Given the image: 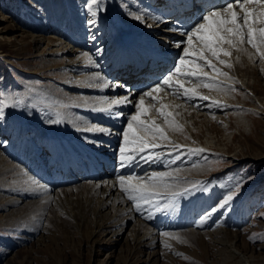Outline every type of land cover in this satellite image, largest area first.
Wrapping results in <instances>:
<instances>
[{
	"label": "rangeland",
	"instance_id": "rangeland-1",
	"mask_svg": "<svg viewBox=\"0 0 264 264\" xmlns=\"http://www.w3.org/2000/svg\"><path fill=\"white\" fill-rule=\"evenodd\" d=\"M38 1L42 4L40 2L39 4ZM75 1L80 4L77 5ZM99 1H104L99 8L106 6L113 10V13L107 14L106 19L103 17L94 19L96 15L94 17L83 15L85 10H89V0H0V150L5 154H11L16 159L14 163H19L22 166L21 170H24V176H27L26 178L17 176L14 171L7 177L4 172L0 176V187L7 190L16 188V196L0 191V264H226L223 261H228L227 264H234L235 261L242 258L238 249L243 250L244 254L253 253L256 256V262L264 264V261L260 262L261 259L264 260V58L257 55L256 49L247 43L237 44L234 47L235 57L238 56V59L244 62L246 67H250L253 72L248 73L242 68L243 72L238 73L241 77L237 76L235 83L233 80V85H236L235 92L219 91L227 96L224 104L217 103L211 106L210 102L206 104V109L203 111L193 106L194 112H189L192 106L190 104L184 105L180 110L181 120H178L180 134L169 135V137L172 140L178 138L185 145L189 144L190 148L199 144L206 146L207 149L203 154L191 153V157L186 156L184 160L181 157L172 159L170 165L172 168L170 167L169 171L174 170L176 173L184 174L183 170L191 167L192 170L197 171L198 177H194L197 178V181L187 178L173 180L172 184L176 183L173 191L189 190L187 194L176 198L177 207L175 210L179 208L183 212L181 210H169V213L157 212L151 209L160 219L156 223L161 227L157 233L160 240H157L158 245L155 248L147 251L135 247L137 242L132 237L134 232H137L138 237L144 233H149L147 234L149 236L152 234L139 226L134 227L135 229L132 228L140 224L139 215H136L138 222L136 219V221L127 224L123 236L115 235L114 231L120 228L122 223L110 222L111 215H107V213L111 214L112 201H108L104 205L105 202L100 200V194H94L88 188H83L84 192L82 190L80 194L73 193L72 197L71 195L61 196V207L56 204V206L51 204L50 207L45 197H42L43 195H38L41 197L39 199H26L25 204H19L18 209L12 207L16 203L18 189L27 186L28 184L25 185V183H28V180L29 183L36 181L33 183L34 185L32 183L31 185L37 190L64 186V179L59 181L61 177L56 174L58 169L49 166L51 152L47 150V139L43 136L39 138V135H43L41 129L35 128V132L29 131L26 136H22L20 135L21 128L13 126L14 122L11 117L16 112V107L19 103V106H26L24 104L26 96L33 93L31 91L40 90L43 86L47 88L52 86L56 93L66 94V91L70 89L69 86L75 81H79V76H81L76 69L66 70L67 58L69 57L82 65L88 62V56L91 53L92 56L94 54L97 57L99 49L93 46L95 42L93 39L100 32L103 36H111V31L114 28L112 26L114 14L126 13L125 3L134 2L139 5L141 0ZM72 4L75 5L77 14L74 13ZM47 5L50 9L47 8ZM63 10L65 11L63 12ZM52 14L57 15L55 28H53L52 22V26L49 23L43 24V31L40 35L34 32V22L39 23L36 16L45 19ZM63 14H66L67 17L72 16L78 22L75 23L77 25L74 24L76 27L75 37L83 41V47H77L74 41H66L65 37L68 36L69 30L67 31V25H65L68 22L61 20ZM92 20L95 23H90ZM106 23H110L112 29L106 31ZM74 26H71V30ZM257 26L258 28L262 27L261 24ZM96 40L99 41L98 44L105 43L103 40ZM73 46L75 47L73 48ZM225 46L230 45H223V47ZM63 47H70L71 50L77 52L68 57L61 55ZM172 47L176 46L172 45ZM179 56L181 57V55ZM253 56L252 64L254 66L251 67L249 61ZM220 57L226 58V55L221 54ZM118 78L115 76L113 81L115 82ZM249 80L251 83H255L254 90H244L239 86L241 83H248ZM208 93L200 92V95L211 96ZM35 112L41 113L37 110ZM183 114L187 116L186 119H183ZM242 118L245 119L246 124L239 123ZM183 120L184 122H182ZM210 126L211 130L208 133L206 130ZM192 133L197 134L196 137H193ZM34 135L38 138L37 148L43 156H46L44 162L48 165V173L44 177L40 176L42 174L40 171H38L39 176L36 175V166L29 168L31 167L29 157H24L20 161L18 159L20 149H32L28 141ZM10 142H16V145L11 148L7 145ZM115 155L116 162L115 160L112 162V166L109 168L110 173H117L120 168L119 149ZM152 155L153 159H143L146 162L143 161L137 167L138 169L134 170L137 177L143 176L142 178L147 179L154 173V167L156 169L161 167L160 163L155 162L161 158L162 154L152 152ZM164 159L166 162L171 161L167 156ZM6 160V163L12 162L9 159ZM0 163L5 165L1 161ZM156 164L157 166H155ZM51 168H53L52 171H50ZM26 169L29 170V173ZM31 172L34 173L31 174ZM70 174L72 177L77 175L76 172H70ZM31 178L33 180H30ZM41 183H44V186ZM201 192L207 200L204 210L199 209L201 203H196V207H193L189 213L193 225L185 227L188 229L185 230L186 232L182 228L174 229L172 223L175 220L178 223L183 222L181 219L186 211V206L197 199ZM227 196H232V200L224 207H219ZM124 199L131 202L125 194ZM161 200L163 201L161 203L164 204L168 202L169 196H164ZM213 208L217 210L212 211ZM148 209H150L149 206H145L141 202V208L138 211ZM178 213L180 216L177 218L176 214ZM207 215L209 216L207 217ZM201 217L204 218V222L200 223L199 218ZM113 220L116 221V218L114 217ZM197 220L200 223L197 226L199 225L201 228L194 225ZM206 223L207 225H205ZM220 231L221 233H219ZM164 233L169 235H164ZM234 233L238 238L236 240L239 245H237L240 247L234 244L235 240H231ZM173 237H178V239ZM245 248L250 252L248 253ZM152 251L159 252L155 253V256L158 257L156 262L147 255ZM235 252L237 254L234 259L227 255H234Z\"/></svg>",
	"mask_w": 264,
	"mask_h": 264
},
{
	"label": "bare ground",
	"instance_id": "bare-ground-1",
	"mask_svg": "<svg viewBox=\"0 0 264 264\" xmlns=\"http://www.w3.org/2000/svg\"><path fill=\"white\" fill-rule=\"evenodd\" d=\"M150 1H152V3ZM158 1H160V3H162L163 0H158ZM178 1H181V0H178ZM39 2L40 1H38V3ZM102 2L104 3V1H102ZM102 2L99 1L98 6H94L92 8V11L96 12V16L94 19H97L99 17H103L104 19H106L108 13H113V10L109 7H106L105 5H104L105 7L99 8V6L101 4H103ZM153 2H154L153 0H141L139 2V5L138 4L136 5L134 2L133 3H127V4L125 3L124 7L126 9V13H124L122 15H120L119 13H116V14H114V16L112 18V20H113L112 26H114V28H113V31H111V33H112L111 36L110 35H106V36L104 35L103 36L102 32H100V34L97 35L93 39V40H95L93 46L99 50L97 52V57L94 56V54L92 56V53L90 55L88 54L89 55L88 58L89 57L91 58L92 63L87 62L86 64L79 65L78 62H74L75 60H72L68 57L69 55H74L77 51L71 50L70 47H67V48L63 47L62 48L63 51L61 52L62 53L61 55L68 57L67 63H66V70L69 71L70 69H76L79 72V75H81V76H79L80 80L75 81L72 85H70L69 86L70 89L68 91H66V94L56 93L54 91L55 88H53L52 86H48V88L43 86L40 90L31 91L33 93L30 92L31 94L29 96H26V100L24 103V104H26V106H19L20 105V103H19V105L16 107V112H14V114L11 117V118H13V122H14L13 126L16 128H21L20 129V135H22V136H24V135L26 136L27 132H29V131L35 132V130H34L35 128L41 129V132L43 135H39V138H41V136H43L45 139H47V141H48V147H47L48 149L47 150L49 152H51V157L50 158L47 157V158H49V161H50V162H48L49 166H53L54 168L58 169L56 174L61 177V179H59V181L64 179V186L62 188L61 187L59 188L60 185L57 187L52 185L53 187H50L47 190L35 189L33 186L34 185L33 182H31L33 184V185H31V183H29V180H28V183H25V185L28 184L27 186H25L21 189H18V196L15 198L16 203L12 207L18 209L19 204L24 205L26 199H31V200L39 199L40 196H38V195H43L42 197H45L47 202L50 204V207H51V204L52 205L56 204V205L60 206L61 205L60 204V202H61L60 197L61 196L71 195V197H72L73 193L74 194H80L82 192L83 188H88V189H90V191L94 192V194H100V196H99V197H101L100 200H102V202H105L104 205H106V203L108 201H112V204L110 206L111 214L107 213V215H111L110 222H115V224L118 222L122 223V224L120 223L121 227L114 231L115 235L123 236L124 228L127 227V224L128 223L130 224V222H133L134 220L136 221V219H137L136 215L140 216L139 217L140 218V221H139L140 224L135 225L132 228L139 226V228L144 229V230L146 229L148 232H152V234H150V236H149V235H147L149 233H147V234L144 233L143 235H141V236L139 235V237H138L137 232H134L132 237L137 242V243H135L136 244L135 247H139V248L145 249L147 251H148V249L155 248L158 245L157 240L159 241L160 239H159V236H157V233L160 231L161 227H159V225H158V223H156V221L160 220V219L157 218V216L153 213V211H151L152 207L150 205H148L150 208L148 210H141V211L136 210L134 203L132 201L128 202L127 200L124 199V193L121 191L120 186L118 184V180H117V177L119 175L137 176V174H134V170L138 169L137 167L140 164H142L143 161H145L141 158V156H147V155H145V153L138 155L136 157V159L129 166L123 167V168L120 167L118 169L119 171L117 173H114V172L110 173L109 168H111L112 162L114 160L116 162V155H115L116 151H117V149L120 148L121 144L123 143V137L121 134L122 129L126 127L128 118L131 115L135 114V108L133 105L139 101L140 97L143 95L144 92H147L150 90V87L148 86L144 90H142L138 93L132 92L129 89V87H127V85H123L121 83V81L123 79L122 76L125 73V72H122L121 70H123L125 67L127 69L128 66L131 65V64H129L130 60H137L141 56L153 57L152 55H157L162 49L167 48L166 49L167 54L173 53V57L171 60H174L173 70H172V71H174L175 65L178 63L179 57H180V56L178 57V54L183 56L184 55L183 50L187 46L185 43V44H181L177 49L172 48V45H175L177 47V42L186 41L187 37L182 35V32L186 31L191 26H188V25L186 26L182 23H179V18H180L178 16L179 13H171L169 15L164 14V13H155V12L152 13V11L149 9V7L152 6V4H154ZM75 3L77 5L80 4V3H78V1H75ZM105 3H106V1H105ZM72 6H74L73 11H74V13H76L75 5L72 4ZM49 7H51V6H49ZM159 7H160V4H159ZM248 7L251 10L255 6L254 5H248ZM47 8H48V5H47ZM78 8H80V7H78ZM118 8H119V6H118ZM48 9H50V8H48ZM69 9H70V7H69ZM64 11L65 10H63V12ZM50 13H51V11H50ZM47 15H46V17H47ZM83 15L89 16V15H91V12L89 10H85V12H83ZM56 16H57L56 14H52L48 18L43 19L41 16L37 15L36 18H38L37 21L39 23L34 22V25H33L34 32H36V33H38V35H40L43 31L42 30V28L44 26L43 24L49 23L52 26V22L54 24L53 28H55V25H57ZM137 16L141 17V19H136L135 17H137ZM157 17L159 19H156ZM62 19L64 20V22H68L67 24L65 23V25H67V27H66L67 31L69 30L68 36L65 37L66 41H68V40L74 41V43H76L77 47H83L84 46L83 41L81 39H77L75 37L76 27L74 26V24L78 23L76 21V19H74L72 16L67 17L66 14L62 15L61 20ZM61 20L59 19V21H61ZM112 20L110 19V21H112ZM109 24L106 23V31L112 29V28H110ZM75 25H77V24H75ZM86 25H88V24H86ZM257 25H256V27H258ZM261 25H262V27H264V24H261ZM71 26H74L75 28L72 27L73 29L71 30ZM161 37H164V38H161ZM39 39H41V38H39ZM96 39L103 40L105 43H99L98 44L99 41ZM164 45H165V48H164ZM198 45L199 44L194 41V48H197ZM247 45H249V44H247ZM63 46H65V45H63ZM74 47L75 46H73V48ZM224 48L227 51H229L231 53V55H227L226 58L225 57L224 58L219 57V59L225 61L227 64H231L232 67H230V68L225 66V64H220L218 62V60L211 57V55L209 53H206L205 55L208 56V58L210 60H212V63L215 65V67L217 69L220 70V72L226 73L227 74L226 76L217 75V73L215 71H213L211 68L204 66L203 61H199V60L197 61V63L201 64V66H202L201 69L199 70V74L202 77L206 76V77L210 78L212 81H215L217 83L218 87L222 90H216L215 88L210 90L209 88H205L203 86H198V82L195 79H193L190 82L185 80L184 83H185V87H188V88L196 87L198 95L194 98L188 99V98L183 97V95H180L179 97L174 96V95H172L171 90H169L167 88H165L164 90H162L159 93H154V95L158 96L159 103L155 104V107L152 108V110L148 113L147 118L150 120H154L156 122V124H158L164 130L166 136L168 137L167 140L156 141L157 143H159L161 145V147H157V148L151 150L154 153L162 154L161 158H159V160L156 161L155 163H157V164L160 163L159 164V165H161L160 168H162L163 170L162 169L160 170V168L156 169V167H154L155 168L154 172L155 173H163V172L172 173V179L169 181L170 183H173V180H177L180 178H187L191 181H197V178H194V177H198L197 171L192 170L191 167L189 169L184 168L185 169V170H183L185 172L184 174L176 173L174 170L169 171L168 169L171 167L170 165L172 164V159H176L178 157H181L182 160H184V159H186L185 158L186 156L191 157L190 156L191 153H196V154L205 153L207 148H205L206 146H201L199 144L193 145V146H191L192 148H190L189 144L185 145V143H182V141L179 140L178 138H177L178 140L177 139L172 140L169 137V135L180 134V130H181L180 125H179V130H177L174 126L169 125L168 123L165 122L164 118L156 112L155 109L160 108L162 105H166L167 107L165 110L172 114L170 119H174L175 122L178 124V120L179 119L181 120L180 110L183 109L184 105H190L191 104L192 106L190 107L189 112H192V111L194 112L195 109H193V106L198 107V110L203 111L206 109V104H209L210 102H211V104H210L211 106H214L217 103L224 104L225 97H227V96H224L223 94L219 93V91L235 92L234 87L236 85H233V84L237 81L236 77L239 76L238 73L242 71V68H243V70H245L248 73L253 72L252 69H250V67H246L244 62H242L238 59V56L235 57L236 54H235L234 47L225 46ZM180 50H182L181 53H180ZM193 59H195V57H193ZM100 61H102V62H100ZM252 61H254V56L251 59V61H249L251 64V67L254 66V64H252L253 63ZM120 65L122 66L121 69H120ZM119 70H120V72H119ZM253 70L256 71L255 69H253ZM182 71H185V70H182ZM120 74H122V76H120ZM115 76H118L119 78L117 80H115V82H114L113 80H114ZM96 77H100L101 79H97ZM239 77H241V76H239ZM254 77L255 76H253V78ZM177 78H180V77H177ZM120 79H121V81H120ZM159 80H161V79H159ZM233 80H234V83H233ZM104 81L108 82V85H109L108 87L103 86ZM246 81H247V79H246ZM204 82L207 83L209 81L205 80ZM155 84H156V82L154 83V86H155ZM254 84L255 83H251L249 80L248 83L244 82V83L239 84V86H241V88H243L244 90H248V89L254 90ZM200 92H206V93L209 92L208 94H210L211 96H208L207 100L201 99L200 97H202V95H200ZM244 92H243V94L245 95ZM125 96H129L131 103L126 104V105H120V106H118V108L113 109V111L118 110V111L122 112L121 116L115 117V116L110 115L109 113L101 112V111L97 110L98 108H100L102 106L103 100H105V99H107V100L118 99V98H123ZM235 97H237V96H235ZM145 106L151 107L152 101L148 98H145ZM52 107H55V108H52ZM36 110L41 112V113L37 114L35 112ZM183 117H184L183 119L187 118L186 115H184ZM56 120H59L60 122H58V123L53 122ZM182 122H184V120ZM239 123L240 124L245 123V119L244 118L240 119ZM93 126L98 127V128L102 127V128H105L109 131L106 133H101L98 131L93 132V131H87L86 130V129L93 127ZM211 126L209 127V129L206 130V131H208V133L211 130ZM29 129H33V130H29ZM192 135H193V137L194 136L196 137L197 134L192 133ZM24 141H23V144L25 143ZM214 143H215V141H214ZM28 144L32 146V149H30V150L29 149H25V150L20 149L21 151L18 155V159L20 161L24 157H29L30 162H31V165H30L31 167H29V168H34L36 166V168H37V170L35 169L36 170L35 173H37L36 175L39 176L38 171H40L42 173L40 176L43 175V177H44L48 173V165H46L44 162V159L46 158V156H43L42 152H40L39 148H37V145H38L37 136L34 135V137L31 138L30 141H28ZM7 145L9 147L13 148L16 145V142H10ZM173 145H176L178 147L174 148ZM218 145H219V143H218ZM24 147H26V146H24ZM190 149H203V151L202 152L201 151H189ZM146 154H147V152H146ZM165 156H167V158H169L171 161L166 162V160L164 159ZM6 159L11 160L12 162L6 163L5 162V161H7ZM14 160H16V159H14L11 154H5V152H2L0 150V161L3 164H5V165H2L0 163V176L2 175V172H4L6 175L5 177H7L11 173H13V171H14L17 176H22V177L26 178L27 176H24V170H21L22 166L19 163L15 164ZM84 160H86V162H84ZM118 162L120 163L119 156H118ZM208 163H210V162H208ZM157 164L155 166H157ZM205 166H206V164H205ZM198 168H199V166H198ZM52 169L53 168H51L50 171H52ZM106 169H107V171H106ZM141 169H143V168H141ZM26 170L29 173V170L28 169H26ZM27 171H26V173H27ZM70 172H76L77 175H74L72 177ZM33 173L34 172H31V174H33ZM31 174H29V175H31ZM56 174H54V175H56ZM50 178H51V176H50ZM30 180H33V179L31 178ZM45 181H47V180H45ZM43 184L44 183H41L42 186H44ZM52 184H54V183H52ZM59 184H60V182H59ZM183 185L186 186V184H183ZM15 190H16V188H14V187L10 188L8 190L6 188L0 187L1 193L6 192L8 195H11V196L16 194ZM40 192L41 193L43 192V193L41 194ZM83 192H84V190H83ZM44 195H46V196H44ZM203 195L204 194H202V192L199 193V196L197 197V199L193 200L191 203H189V205L186 206V211L184 212V216L181 219V221H183V222L178 223V222H176V220L174 221V219H172L174 221V223H172L174 229L182 228V229H184L183 231H185V230H188V229H185V227H189L190 225L191 226L193 225L192 219L190 220V218H189L191 215L189 213L192 211L193 207H196V203L197 204L201 203L199 209L204 210V208L207 204V200H206V197ZM21 199H22V201H21ZM161 199H163V198H161ZM161 201L162 200H160V202ZM16 209H14V210H16ZM14 210H12V211H14ZM61 210H63V209H61ZM180 210H179V208H177L175 211H180ZM37 212H38V209H37ZM112 212H113V214H112ZM167 212L169 213L170 211H167ZM42 213H43V211H42ZM44 214H46V213H44ZM150 214H151V218L149 219ZM171 215L174 216L173 214H171ZM178 216H180L179 213L176 214L177 218H178ZM208 216L209 215H207V217ZM114 217L116 218V221L113 220ZM118 217H121L123 219V221H122V219L120 220V218H118ZM199 219H200L199 221L201 223L204 218L201 217ZM178 221H179V219H178ZM199 221L197 220L196 224H194V225L197 226ZM137 222H138V219H137ZM169 222H172V221H169ZM148 223H150V224H148ZM205 225H207V223ZM170 226H171V224H170ZM204 229H207V228H204ZM208 229H209V227H208ZM181 233H182V231H181ZM219 233H221V231ZM219 233H218V235H219ZM201 234H203V233H201ZM230 234L232 236V232ZM145 235H147V236H145ZM239 235H240V233H239ZM227 236H228V234H227ZM148 239H149V242H147ZM236 239H238V238L234 233L233 239H231V240H235L234 244L236 246H238L239 244L237 243ZM238 247H240V246H238ZM246 248H245V250L247 251ZM238 250H240L239 253L241 254L242 258L239 261H235L234 264H260V263L256 262V256L253 253H249L250 251H247L249 254H244L243 250H241V249H238ZM156 252H158V251H152V252L147 253L148 257H150V259L153 258L155 260V262H156V259L158 258L157 255L155 256ZM231 252H232V250H231ZM236 254L237 253L235 252L234 255H232V254H227V255L230 258L234 259L236 257ZM223 260H225V259H223ZM262 261H264V260L261 259L260 262H262ZM223 262L227 264L228 261H223Z\"/></svg>",
	"mask_w": 264,
	"mask_h": 264
},
{
	"label": "snow or ice",
	"instance_id": "snow-or-ice-1",
	"mask_svg": "<svg viewBox=\"0 0 264 264\" xmlns=\"http://www.w3.org/2000/svg\"><path fill=\"white\" fill-rule=\"evenodd\" d=\"M98 2L99 0H89L88 7L93 17L96 15V12L92 11V7L98 6ZM248 5H254L255 7L250 10ZM135 18L141 19L139 16ZM156 19L159 18L157 17ZM90 23H95V21L92 20ZM257 24H264V0H225L224 4H213L189 29L182 32V35L186 36L187 39L186 41L177 42V47L185 43L187 46L183 50L184 55L179 58L178 63L175 65L174 71L157 81L155 86L150 87L149 91L144 92L139 101L133 105L135 114L128 118L127 125L121 132L123 143L119 148L120 167L129 166L138 155L146 152L148 155L141 156V158L146 160L153 159L151 150L161 147L156 141L168 139L164 130L154 120L147 118L148 113L155 107V104L159 103V98L154 93H159L167 88L171 90L174 96L179 97L183 95V97L188 99L194 98L198 95L196 87L188 88L185 87L184 83L185 80L190 82L193 79L198 82V86H203L210 90L214 88L222 90L215 81L206 76L202 77L199 74L202 66L197 63L198 60L203 61L204 66L211 68L217 75H227L215 67L212 60L205 55L206 53H209L211 57L218 60L220 64H225V66L230 68L232 67L231 64H227L225 61L219 59L221 54L226 56L231 55L223 45L227 44L236 47L237 44L242 45L246 42L256 49L257 55L264 58V27L258 28L256 27ZM194 41L199 44V48H194ZM88 62L92 63L90 57L88 58ZM96 78L101 79L100 77ZM205 80L209 82L205 83ZM103 86L108 87V82L104 81ZM145 98L152 101L151 107L145 106ZM200 98L204 100L208 99L206 96ZM129 103H131L129 96L112 100L105 99L102 101V106L97 110L119 117L122 115V112L118 110L113 111V109ZM166 107V105H162L155 110L164 118L166 123L179 130V125L176 124L174 119H170L172 114L165 110ZM53 122L58 123L60 121L56 120ZM86 130L101 133L109 131L95 126ZM173 147L178 146L173 145ZM189 151L202 152L203 149H190ZM171 179L172 173L170 172H154L147 179L132 175H119L117 177L121 191L126 195L128 200L134 203L137 210H140L141 202H143V204L150 205L157 212L174 211L176 208V198L187 194L189 191L188 189H185L183 192L173 191L174 185L169 182ZM33 183H36V181H33ZM166 195L169 196L168 202L161 204V198ZM231 200L232 196H227L219 207H224ZM216 210L215 208L212 209V211ZM150 218L151 214L149 215ZM164 235L169 234L164 233ZM173 238L178 239V237Z\"/></svg>",
	"mask_w": 264,
	"mask_h": 264
}]
</instances>
